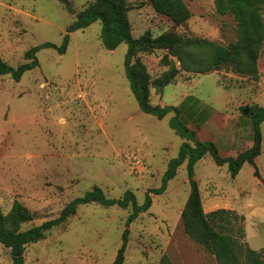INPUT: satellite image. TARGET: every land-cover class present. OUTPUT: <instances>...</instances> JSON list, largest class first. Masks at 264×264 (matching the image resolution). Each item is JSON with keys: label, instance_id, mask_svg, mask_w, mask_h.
I'll return each instance as SVG.
<instances>
[{"label": "rangeland", "instance_id": "1", "mask_svg": "<svg viewBox=\"0 0 264 264\" xmlns=\"http://www.w3.org/2000/svg\"><path fill=\"white\" fill-rule=\"evenodd\" d=\"M67 1L71 11L60 0H0V58L16 67L28 61L30 47L44 42L59 46L74 13L95 0ZM184 1L191 15L175 25L148 0H127L133 36L150 31L220 44L235 39L233 16L219 15L213 0ZM101 29L96 21L70 32L64 53L41 48L37 66L19 80L0 75V206L7 212L14 199L27 206L32 220L22 225L26 229L57 217L67 203L94 186L109 198L132 191L138 204L149 193L150 207L129 225L123 264H158L163 254L175 264H218L183 228L181 211L189 194L186 161L163 192L151 191L161 187L169 161L185 140L169 124L176 112L172 109L159 119L139 108L124 70L128 45L106 49ZM165 54L162 49L142 54L151 78L168 68L160 63ZM258 70L253 80L224 66L206 73L180 68L162 98L176 105L191 94L219 115L246 117L242 107L264 106V44ZM261 130V154L255 163L264 179V120ZM195 140L190 136L191 143ZM253 171L244 163L233 178L227 165H217L206 153L195 164L194 177L204 211L226 208L243 215V241L264 255V185ZM130 212V205H78L44 239L26 246L24 264H113ZM0 264H11L9 249L1 243Z\"/></svg>", "mask_w": 264, "mask_h": 264}, {"label": "trees", "instance_id": "2", "mask_svg": "<svg viewBox=\"0 0 264 264\" xmlns=\"http://www.w3.org/2000/svg\"><path fill=\"white\" fill-rule=\"evenodd\" d=\"M71 11L67 0H60ZM154 11L168 17L175 25L183 24L191 15L184 0H148ZM215 11L219 15L231 14L235 21L236 36L227 44H220L205 38L183 37L178 33H161L157 36L145 31L138 37L132 34L128 12L131 9L127 0H95L80 11L74 13V20L67 27L62 43L57 46L44 42L30 47L25 52V61L13 67L0 58V75L10 74L15 80L35 66L38 61L36 52L41 48L54 47L64 53L70 39V32L88 27L99 21L102 25L101 40L103 46L113 50L122 42L128 45L124 59V70L130 81V90L138 102L139 108L157 118H163L173 106L152 102L154 94L161 95L164 88L173 83L178 71L184 69L197 73L218 70L222 66L253 80L259 76L258 59L264 44V0H213ZM166 50L160 63L168 68L160 75H151L142 60V54L155 50ZM179 63V67L176 65ZM251 118V146L240 152L235 158L220 157L217 147L211 141H189L194 133L177 116L169 121L185 140L178 156L171 159L162 177V185L151 191L160 194L170 179L176 175L177 168L186 161L189 194L181 211L184 231L206 251L213 254L218 264H264L262 251L255 250L243 241L245 236L242 224L244 216L233 209L218 208L208 213L204 211L198 181L194 177V166L206 153H209L217 165L226 164L230 176L234 177L245 162L254 167L253 174L261 178L255 158L261 152L264 106H249L247 114ZM96 202L104 206L117 205L131 212L126 218V227L122 233V242L117 250L113 264H123L128 242L129 225L151 204L149 193L142 204H138L132 191L127 190L119 198H109L103 190L94 186L83 196L67 203L59 215L40 224L22 229V225L32 220V213L22 202L14 199L7 212L0 206V243L9 249L11 264H24L25 248L30 243L44 239L52 228L65 222L75 213L78 205ZM235 233V234H234ZM158 264H175L168 255L163 254Z\"/></svg>", "mask_w": 264, "mask_h": 264}, {"label": "crops", "instance_id": "3", "mask_svg": "<svg viewBox=\"0 0 264 264\" xmlns=\"http://www.w3.org/2000/svg\"><path fill=\"white\" fill-rule=\"evenodd\" d=\"M162 94H154V98L156 102L166 104ZM170 106L175 108L178 119L194 133L196 140L214 142L222 158H235L251 146L250 119L247 116L237 115L230 118L227 115H219L209 104L191 94L184 95L178 104ZM245 141L247 144L238 148V145H242Z\"/></svg>", "mask_w": 264, "mask_h": 264}, {"label": "water", "instance_id": "4", "mask_svg": "<svg viewBox=\"0 0 264 264\" xmlns=\"http://www.w3.org/2000/svg\"><path fill=\"white\" fill-rule=\"evenodd\" d=\"M248 111H249V108H245V109H244V113H245V114H247Z\"/></svg>", "mask_w": 264, "mask_h": 264}]
</instances>
